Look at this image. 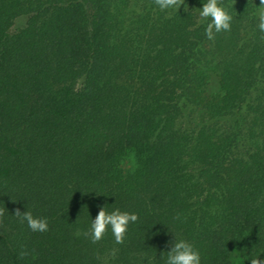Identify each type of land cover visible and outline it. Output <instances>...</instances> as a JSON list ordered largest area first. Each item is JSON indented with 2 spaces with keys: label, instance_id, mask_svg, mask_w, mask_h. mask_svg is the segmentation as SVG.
Instances as JSON below:
<instances>
[{
  "label": "trees",
  "instance_id": "1",
  "mask_svg": "<svg viewBox=\"0 0 264 264\" xmlns=\"http://www.w3.org/2000/svg\"><path fill=\"white\" fill-rule=\"evenodd\" d=\"M200 2L0 0V264H163L170 232L201 264L264 250V34L221 0L208 40ZM102 204L137 213L119 244L78 234Z\"/></svg>",
  "mask_w": 264,
  "mask_h": 264
},
{
  "label": "clouds",
  "instance_id": "2",
  "mask_svg": "<svg viewBox=\"0 0 264 264\" xmlns=\"http://www.w3.org/2000/svg\"><path fill=\"white\" fill-rule=\"evenodd\" d=\"M155 7L168 13L169 10L176 13L185 0H154ZM253 15L256 18V28L264 34V0L255 4ZM196 25L204 23V35L212 40L221 31L228 32L231 29L233 15L222 5L221 0H204L199 7H195ZM184 11V8L182 9ZM94 217H89L87 225L78 234L86 237L91 242L100 240L106 232H110L115 243H121L128 231L129 225L137 221V213L119 207L106 208L105 204L98 205ZM22 223H25L32 232H46L48 219L45 216H34L31 211L16 209L13 212ZM168 232H170L167 229ZM171 233V239L166 241L167 251H163L161 259L163 264H201V253L192 242L175 232ZM115 251V250H113ZM248 264H264V250L251 255L247 259Z\"/></svg>",
  "mask_w": 264,
  "mask_h": 264
},
{
  "label": "rangeland",
  "instance_id": "3",
  "mask_svg": "<svg viewBox=\"0 0 264 264\" xmlns=\"http://www.w3.org/2000/svg\"><path fill=\"white\" fill-rule=\"evenodd\" d=\"M254 4H259V0H252ZM24 24V18H18L14 21V24L12 26V30H15L19 27H21ZM131 159V158H129ZM231 264H245L239 257H233Z\"/></svg>",
  "mask_w": 264,
  "mask_h": 264
}]
</instances>
